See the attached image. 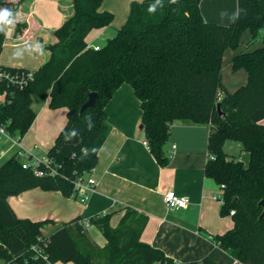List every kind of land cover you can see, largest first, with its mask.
I'll list each match as a JSON object with an SVG mask.
<instances>
[{"label": "trees", "instance_id": "1", "mask_svg": "<svg viewBox=\"0 0 264 264\" xmlns=\"http://www.w3.org/2000/svg\"><path fill=\"white\" fill-rule=\"evenodd\" d=\"M32 1L0 0V8H11L0 21V50L8 23L13 24L14 38L26 30V22L17 16L27 14ZM56 1L63 21L43 46L44 63L22 89L0 82V125L13 135H25L36 116L33 96L48 101L50 109L66 108L67 122L46 153L59 164L60 173L37 177L14 157L0 165V264H42L32 259L30 250L39 239L47 242L45 252L52 262L174 264L161 250L140 241L147 219L132 209H126L114 228L109 214L87 220L106 240L97 248L79 218L43 237L47 221L19 219L7 203L8 197L35 188L74 195L76 175L96 166L106 138L104 107L122 84L131 86L139 101L144 142L161 167L168 164L163 147L172 121L210 126L211 159L204 174L222 193L220 215L234 211L232 228L214 241L241 264H264V218L258 205L264 202V0H237V16L226 26L203 20L201 0H133L125 23L98 50L85 39L114 19L101 10L102 0ZM245 31L251 35L247 48L257 39L262 45L229 61L233 71H246L247 82L228 93L221 83L222 55L240 47ZM22 70L0 67L4 72ZM91 92L97 94L94 107L79 115ZM226 141L241 144L249 155L246 165L224 152ZM187 264L215 263L203 259Z\"/></svg>", "mask_w": 264, "mask_h": 264}, {"label": "crops", "instance_id": "2", "mask_svg": "<svg viewBox=\"0 0 264 264\" xmlns=\"http://www.w3.org/2000/svg\"><path fill=\"white\" fill-rule=\"evenodd\" d=\"M115 1L112 12L117 11L123 23L132 0ZM27 5L22 6L24 9L30 6L29 12L22 18L19 14L17 16L27 24L21 35L13 37V24L4 26L0 67L35 72L47 58L43 46L50 41V32L62 24L63 15L56 0H34ZM199 7L204 21L218 25H229L237 16V0H201ZM0 11L8 15L11 8L1 7ZM106 29L92 30L85 39L87 45L100 46L98 41L105 39ZM250 39L249 31H245L237 50L227 49L223 52L221 83L228 93H234L247 82L246 71H233L229 61L242 51L261 47V39H257L247 48ZM34 100H38L36 111L32 109L36 116L21 140L26 148L36 147L46 154L67 122V110L50 109L48 101H40L35 96L32 97V104ZM140 119L139 101L132 87L122 84L104 107L106 138L98 151L96 166L89 173L96 183L89 199L82 204L74 195L64 197L57 191L46 192L35 188L7 198L15 216L33 222L47 221L42 228L46 229L44 233L42 230L43 237L79 218L87 239L95 247L103 248L105 238L87 220L109 214L110 226L114 228L126 209H132L147 219L140 241L161 250L174 264L203 259L215 264H241L214 241V237L230 230L233 222L231 216L220 215L221 206L212 197L221 194V191L204 174L205 164L210 159L207 152L210 126L172 121L168 140L163 147L168 164L161 167L144 144ZM226 142L223 150L227 154ZM242 157L238 159L246 165L248 153ZM168 190L186 197L187 207L167 209L162 195Z\"/></svg>", "mask_w": 264, "mask_h": 264}, {"label": "built area", "instance_id": "3", "mask_svg": "<svg viewBox=\"0 0 264 264\" xmlns=\"http://www.w3.org/2000/svg\"><path fill=\"white\" fill-rule=\"evenodd\" d=\"M94 50H98L100 46H89ZM33 78V72L28 70L4 72L0 71V82L4 81L7 85L17 88L25 87L29 81ZM4 94L0 95V102H3ZM20 135L11 134L5 126L0 125V160H9L10 158H16L20 161L21 167L25 170H31L37 177L44 175L56 176L59 172V164L49 158L46 154L40 155L37 152V148H26L21 142ZM147 147V144L144 142ZM211 159V158H210ZM90 173V172H89ZM76 175L73 179V193L80 203H85L96 185L94 178L89 174ZM217 201L220 206L223 205L222 193L213 195L212 197ZM162 200L167 209H185L188 205V199L175 194L172 190H168L162 195ZM234 211L229 212V216H232ZM47 242L43 239H39V243L30 247L33 253L32 259L39 260L42 264H58V262H52L49 260L48 255L45 252Z\"/></svg>", "mask_w": 264, "mask_h": 264}, {"label": "rangeland", "instance_id": "4", "mask_svg": "<svg viewBox=\"0 0 264 264\" xmlns=\"http://www.w3.org/2000/svg\"><path fill=\"white\" fill-rule=\"evenodd\" d=\"M115 3H116L115 0H102L103 10L111 13L113 15L114 19H113L112 23L106 29L105 39L98 41L100 46H103L108 39H111L112 37H114L117 30L125 23V22H123V23L121 22V18H120L117 11L114 13L112 12V10H113L112 8H113ZM106 8H109L111 11L106 9ZM37 101L38 100H34L32 106H31L32 109H34L35 111L37 109ZM21 142H22V140H21ZM22 144H23V142H22ZM225 151L227 152L228 155L234 156L233 158H235L236 160H239L240 158H243L242 157L243 155H246V153L242 149L241 144H239L238 142H233V141H227L226 142ZM37 152L40 155H45L44 150L42 151L40 149H37ZM4 162H5V160H0V165ZM42 230L44 233L46 229L44 228ZM99 237H101V236L99 235ZM93 241L96 242L95 238H93Z\"/></svg>", "mask_w": 264, "mask_h": 264}, {"label": "water", "instance_id": "5", "mask_svg": "<svg viewBox=\"0 0 264 264\" xmlns=\"http://www.w3.org/2000/svg\"><path fill=\"white\" fill-rule=\"evenodd\" d=\"M96 98H97L96 93H94V92L89 93L88 97H87V101L79 109V115H81L85 109L94 107ZM217 110L220 111L219 104L217 105ZM141 128H142V126H140V129ZM258 205H259V207L262 208V213L260 214V218H264V202L261 201L258 203Z\"/></svg>", "mask_w": 264, "mask_h": 264}, {"label": "clouds", "instance_id": "6", "mask_svg": "<svg viewBox=\"0 0 264 264\" xmlns=\"http://www.w3.org/2000/svg\"><path fill=\"white\" fill-rule=\"evenodd\" d=\"M7 17V13L0 11V21L4 20Z\"/></svg>", "mask_w": 264, "mask_h": 264}]
</instances>
